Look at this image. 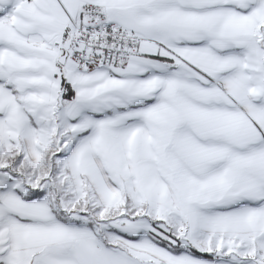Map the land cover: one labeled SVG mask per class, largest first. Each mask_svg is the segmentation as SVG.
<instances>
[{"label": "snow or ice", "instance_id": "1", "mask_svg": "<svg viewBox=\"0 0 264 264\" xmlns=\"http://www.w3.org/2000/svg\"><path fill=\"white\" fill-rule=\"evenodd\" d=\"M0 264H264V0H0Z\"/></svg>", "mask_w": 264, "mask_h": 264}]
</instances>
